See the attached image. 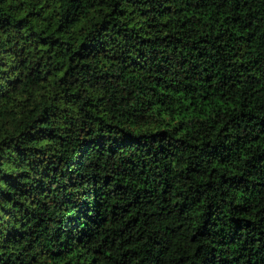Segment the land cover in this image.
<instances>
[{"label": "trees", "instance_id": "trees-1", "mask_svg": "<svg viewBox=\"0 0 264 264\" xmlns=\"http://www.w3.org/2000/svg\"><path fill=\"white\" fill-rule=\"evenodd\" d=\"M0 264H264V0H0Z\"/></svg>", "mask_w": 264, "mask_h": 264}]
</instances>
